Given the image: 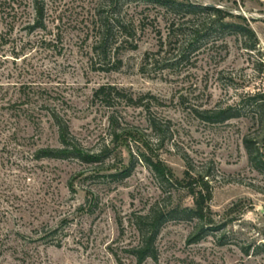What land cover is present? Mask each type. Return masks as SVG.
Wrapping results in <instances>:
<instances>
[{"label":"rangeland","instance_id":"obj_1","mask_svg":"<svg viewBox=\"0 0 264 264\" xmlns=\"http://www.w3.org/2000/svg\"><path fill=\"white\" fill-rule=\"evenodd\" d=\"M40 1L47 29L30 31L35 0H0V264H137L130 253L139 242L135 217L156 204L195 208L190 189L202 190L201 175L211 191L210 231L192 243L197 220L166 223L158 260L145 264H264V172L245 146L247 137H263L259 106L250 99L264 93V0H191L243 16L258 43L213 33L195 66L177 71L145 65L147 53L159 50V32L166 33L161 8L135 0ZM118 12L137 32L106 67L95 52L101 19ZM117 38L115 47L123 41ZM103 86L146 97L150 110L117 99L108 107L95 100ZM228 107L241 117L210 124L196 113ZM54 112L85 148L112 146L104 167L37 158L40 149L61 147ZM112 118L119 129H140L191 188L159 181L139 161L143 143L112 145ZM132 162L128 179L109 177ZM55 230L60 248L40 239Z\"/></svg>","mask_w":264,"mask_h":264},{"label":"trees","instance_id":"obj_2","mask_svg":"<svg viewBox=\"0 0 264 264\" xmlns=\"http://www.w3.org/2000/svg\"><path fill=\"white\" fill-rule=\"evenodd\" d=\"M135 1H138L140 4L154 5L161 8L163 11V22L166 26L165 34L159 32V50L155 53H147L145 57V65L147 66L160 67L162 71H177L181 67H193L197 62L196 57L200 54L206 39L212 36L213 33L222 36L233 34L249 37L254 41L252 48H255L258 43L257 34L246 18L235 16L222 8L195 4L191 0ZM115 5L116 9L119 10V4ZM35 12L37 24L29 28L30 31L47 29L44 23L46 10L40 0H35ZM99 31L100 34L96 42L95 52L101 61L104 62L103 65L108 67L111 64V53L115 51L114 49L118 52L122 48V45L131 43L130 41L135 38L137 27L134 20H126L118 12L115 16L101 19ZM117 35L122 36L123 41L120 46L115 47V43L118 40ZM133 49L136 50L137 46ZM117 65L120 67L122 62L119 61ZM108 71L111 70L109 69ZM147 97L153 101H158L155 96L148 95ZM145 98L135 99L132 94L114 86H103L95 92V100L101 99L108 107H112V102L117 99L129 106L145 107L147 110H150L151 102L144 104ZM250 101L259 106V124L263 131V137L257 136L255 138L249 136L245 139V146L252 166L256 170L264 172V93L260 92L254 95ZM196 113L203 122L210 124H222L241 117L240 111L232 107L203 112L196 111ZM52 119L58 130L61 147L40 149L37 152L38 159H73L87 165L104 167L113 156L115 150L111 148V145H104L97 150L85 148L73 137L69 122L59 113L54 112ZM111 126L114 131L112 145L116 144V142H123L128 138L133 139L136 143H143L146 151L139 152V161L146 164L154 172L159 181L163 184H168L172 189L175 186L187 189L191 188L190 186H184L183 182L175 178L171 168L160 160L157 155L160 148L147 141L140 129H119V122L115 118H112ZM111 168L113 169L114 167ZM134 168L135 163L132 162L122 172L111 174L109 177L121 180L128 179L131 177ZM188 172H191V170H188ZM200 177L202 190L197 192L193 187L190 189V193L196 197L195 208L180 210L174 208L171 203L169 205L156 204L146 214H140L135 217L134 225L138 232L139 242L137 246L130 250V253L137 264H145L148 260H158V238L164 225L172 220H197L199 222L198 230L191 239L192 243L200 241L210 231V225L213 222L207 208V202L210 200L211 191L208 183L205 182L206 175H201ZM169 197H172V194ZM55 234H57L56 230L49 232L40 239L46 245L60 248L62 242L55 239ZM258 249L264 251V244H261Z\"/></svg>","mask_w":264,"mask_h":264}]
</instances>
